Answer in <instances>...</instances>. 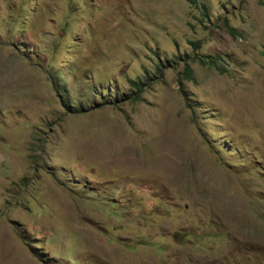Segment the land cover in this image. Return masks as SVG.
Instances as JSON below:
<instances>
[{"label": "rangeland", "instance_id": "rangeland-1", "mask_svg": "<svg viewBox=\"0 0 264 264\" xmlns=\"http://www.w3.org/2000/svg\"><path fill=\"white\" fill-rule=\"evenodd\" d=\"M0 264H264V0H0Z\"/></svg>", "mask_w": 264, "mask_h": 264}, {"label": "trees", "instance_id": "trees-1", "mask_svg": "<svg viewBox=\"0 0 264 264\" xmlns=\"http://www.w3.org/2000/svg\"><path fill=\"white\" fill-rule=\"evenodd\" d=\"M204 16L206 17V14H204ZM223 25L226 29V31L230 34V36L232 37H236V31L234 28H232L227 20H224ZM197 61L199 63V65L201 66H209V67H216L215 66V60H212L211 58H207V57H200L197 58ZM220 72H223V70H219ZM193 73L192 70L189 66L185 65L184 66V70L182 72V77H180L177 81L178 86L180 87L181 93H185L183 91V82L182 80L185 81H192L193 80ZM139 85H142L141 82L138 83Z\"/></svg>", "mask_w": 264, "mask_h": 264}]
</instances>
